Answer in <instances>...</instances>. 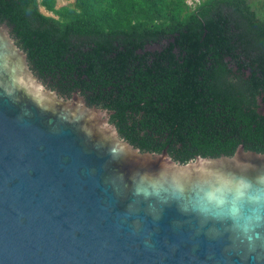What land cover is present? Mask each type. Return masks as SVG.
<instances>
[{
  "label": "water",
  "instance_id": "water-1",
  "mask_svg": "<svg viewBox=\"0 0 264 264\" xmlns=\"http://www.w3.org/2000/svg\"><path fill=\"white\" fill-rule=\"evenodd\" d=\"M57 95L0 25V264H264V155L177 164Z\"/></svg>",
  "mask_w": 264,
  "mask_h": 264
},
{
  "label": "trees",
  "instance_id": "trees-1",
  "mask_svg": "<svg viewBox=\"0 0 264 264\" xmlns=\"http://www.w3.org/2000/svg\"><path fill=\"white\" fill-rule=\"evenodd\" d=\"M58 2L0 0V25L49 89L110 113L141 153L264 155V0Z\"/></svg>",
  "mask_w": 264,
  "mask_h": 264
},
{
  "label": "rangeland",
  "instance_id": "rangeland-1",
  "mask_svg": "<svg viewBox=\"0 0 264 264\" xmlns=\"http://www.w3.org/2000/svg\"><path fill=\"white\" fill-rule=\"evenodd\" d=\"M74 2V0H59V2H58V4H60V5H70V4H72ZM45 15H47V16H50V17H53V15L52 14H50V13H48V12H46L45 10H41ZM263 15H261V14ZM259 14H260V16H262L263 18H264V10L263 11H260L259 12ZM157 50V48H151L150 49V51H156ZM41 81V80H40ZM42 82V81H41ZM43 83V82H42ZM43 86L47 89V90H49L48 89V87H46L47 85L45 84V83H43ZM52 91V90H51ZM78 95V97H81L79 94H77ZM58 96V98H62V97H60L59 95H57ZM69 101H72L73 100V96H71V97H69V99H68ZM85 104H86V106H90V105H88L87 104V102L85 101ZM111 125V124H110ZM120 137V136H119Z\"/></svg>",
  "mask_w": 264,
  "mask_h": 264
},
{
  "label": "built area",
  "instance_id": "built-area-1",
  "mask_svg": "<svg viewBox=\"0 0 264 264\" xmlns=\"http://www.w3.org/2000/svg\"><path fill=\"white\" fill-rule=\"evenodd\" d=\"M203 0H186V5L190 9H194L196 6H198Z\"/></svg>",
  "mask_w": 264,
  "mask_h": 264
},
{
  "label": "flooded vegetation",
  "instance_id": "flooded-vegetation-1",
  "mask_svg": "<svg viewBox=\"0 0 264 264\" xmlns=\"http://www.w3.org/2000/svg\"><path fill=\"white\" fill-rule=\"evenodd\" d=\"M47 85V84H46ZM46 87H48V85L46 86ZM48 89H49V87H48ZM50 90H52V89H50ZM53 92H56L60 97H62V98H64V99H66V98H68L69 99V97L67 96V95H63V94H61L60 92H57V91H54V90H52ZM74 95V94H73ZM72 95V96H73ZM71 97V96H70ZM83 98V97H82ZM84 99V98H83Z\"/></svg>",
  "mask_w": 264,
  "mask_h": 264
}]
</instances>
